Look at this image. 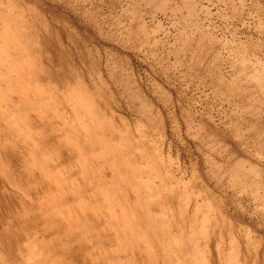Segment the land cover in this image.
I'll return each instance as SVG.
<instances>
[{"label": "rangeland", "instance_id": "374dc122", "mask_svg": "<svg viewBox=\"0 0 264 264\" xmlns=\"http://www.w3.org/2000/svg\"><path fill=\"white\" fill-rule=\"evenodd\" d=\"M263 125L264 0H0V264H264Z\"/></svg>", "mask_w": 264, "mask_h": 264}, {"label": "bare ground", "instance_id": "6f19581e", "mask_svg": "<svg viewBox=\"0 0 264 264\" xmlns=\"http://www.w3.org/2000/svg\"><path fill=\"white\" fill-rule=\"evenodd\" d=\"M6 21H7V19H6ZM51 27H52V26H51ZM3 39H4V38H3ZM50 44H51V43H50ZM58 44H59V43H58ZM13 45H14V44H13ZM8 48H9V47H8ZM11 48H12V47H11ZM28 49H29V48H28ZM21 54H22V53H21ZM8 63H9V62H8ZM11 65H12V64H11ZM11 65H10V66H11ZM14 66H16V65H14ZM10 70H11V68H10ZM33 71H34V70H33ZM15 72H16V71H15ZM3 73H5V72H3ZM29 73H30V72H29ZM5 74H6V73H5ZM30 74H31V73H30ZM19 75H20V74H19ZM31 75H32V74H31ZM33 75L35 76V74H33ZM18 77H19V76H18ZM20 77H21V76H20ZM22 77H23V76H22ZM33 78H34V77H33ZM2 79H3V78H2ZM24 80H25V79H24ZM33 80H34V79H33ZM7 81H8V80H7V78H6V82H7ZM15 81H16V80H15ZM3 82H4V81H3ZM14 84H15V83H14ZM14 84H13V85H14ZM69 84H70V83H69ZM9 85H10L9 87H11L12 84H9ZM25 89H26V88H25ZM46 97H47V96H46ZM84 99H85V98H84ZM52 100H53V99H52ZM33 101H34V100H33ZM83 101H84V100H83ZM81 102H82V101H81ZM33 105H34V104H33ZM33 105H32V106H33ZM36 105H37V104H36ZM87 105H88V104H87ZM13 106H14V105H13ZM19 106H20V105H19ZM29 106H30V105H29ZM14 107L18 108L17 106H14ZM8 108H9V107H8ZM56 108H57V107H56ZM10 109H11V108H10ZM18 109H19V108H18ZM18 109H17V110H18ZM52 109H53V108H52ZM14 110H16V109H14ZM17 110H16V111H17ZM19 110H21V109H19ZM28 110H29V109H28ZM77 110H78V109H77ZM87 110H88V109H87ZM21 111H22V110H21ZM95 114H96V113H95ZM18 115H19V111H18ZM23 115H24V114H23ZM8 117H9V116H8ZM24 117H25V116H24ZM48 117H49V116H48ZM19 118H20V116H19ZM38 118H39V117H38ZM62 118H63V117H62ZM83 118H84V117H83ZM20 119H21V118H20ZM23 119H24V118H23ZM80 120H81V119H80ZM90 120H91V119H90ZM92 120H93V119H92ZM12 121H13V120H12ZM25 121H26V120H25ZM83 121H84V120H83ZM22 122H24V121H22ZM24 123H25V122H24ZM100 123H101V122H100ZM87 124H88V123H87ZM263 126H264V125H263ZM19 129L21 130V128H19ZM37 129H38V128H37ZM94 129H95V128H94ZM22 130L24 131V129H22ZM30 131H31V129L29 130V132H30ZM94 131H95V130H94ZM260 131H261V130H260ZM87 132H88V131H87ZM25 133H26V131H25ZM45 133H46V132H45ZM11 135H12V134H11ZM28 137H29V136H28ZM16 138H17V136H16ZM50 139H51V138H50ZM75 140H76V139H75ZM34 141H35V140H34ZM48 142H49V141H48ZM51 142H54V141L51 140ZM5 143H6V142H5ZM42 144H43V143H42ZM35 145H36V144H35ZM44 145H45V144H44ZM49 145H50V144H49ZM36 146H37V145H36ZM2 147H3V146H2ZM40 147H41V146H40ZM43 148H46V147H43ZM2 149H3V148H2ZM44 150H45V149H43V151H44ZM90 150H91V149H90ZM3 152H4V151H3ZM34 152H35V151H34ZM45 153H46V152H45ZM30 154H32V153L30 152ZM83 154H84V153H83ZM93 154H94V153H93ZM84 155H85V154H84ZM5 156H6V155H5ZM55 156H57V155H55ZM77 156H78V155H77ZM9 157H10V156H9ZM20 158H21V157H20ZM85 158H86V156H85ZM0 159H1V158H0ZM22 159H23V158H22ZM27 160H28V159H27ZM1 161H2V160H1ZM6 161H7V159H6ZM2 162H3V161H2ZM28 162H29V161H28ZM28 162H27L26 164L29 165ZM24 163H25V162H24ZM24 163H23V164H24ZM9 164H10V162H9ZM56 164H57V163H56ZM2 165H3V163H2ZM7 165H8V164H7ZM31 165H32V164H31ZM46 165H47V164H46ZM10 166H11V165H10ZM59 166H60V165H59ZM26 167H28V166L26 165ZM26 167H25V168H26ZM50 167H51V166H50ZM63 167H65V166H63ZM72 167H73V166H72ZM11 168H12V167H11ZM57 168H58V165H57ZM1 169H2V168H1ZM54 169H55V168H54ZM23 170H24V169H23ZM23 170H22V171H23ZM25 170H26V169H25ZM64 170H65V168H64ZM9 171H10V170H9ZM69 171H70V170H69ZM13 173H14V172H13ZM67 173H68V172H67ZM46 174H47V173H46ZM19 175H20V174H19ZM33 176H34V175H33ZM13 177H14V176H13ZM13 177H12V178H13ZM15 177H16V176H15ZM20 177H21V176H20ZM33 178H34V177H33ZM14 179H15V178H14ZM104 179H105V178H104ZM9 180H10V179H9ZM11 180H12V179H11ZM64 180H65V179H64ZM72 181H73V180H72ZM120 181H121V180H120ZM30 182H31V181H30ZM9 183H10V182H9ZM33 183H34V182H33ZM89 183H90V182H89ZM120 183H122V182H120ZM123 183H124V182H123ZM132 184H133V183H132ZM16 185H17V184H16ZM20 185H22V184H20ZM119 185H120V184H119ZM137 185H138V184H137ZM31 186H32V184H31ZM118 187H119V186H118ZM118 187H117V188H118ZM119 189H120V188H119ZM136 189H137V188H136ZM137 190H138V189H137ZM23 191H24V190H23ZM44 191H45V189H44ZM106 191H107V190H106ZM8 192H9V191H8ZM24 193H25V192H24ZM45 193H46V191H45ZM54 194H55V193H54ZM27 196H30V195H27ZM28 198H29V197H28ZM44 198H45V197H44ZM50 198H51V197H50ZM62 198H63V197H62ZM70 199H71V198H70ZM48 200H49V197H48ZM118 200H119V199H118ZM53 201H54V198H53ZM65 201H66V199H65ZM20 202H21V201H20ZM67 202H68V200L66 201V203H67ZM74 202H75V201H74ZM39 203H40V202H39ZM59 203H60V202H59ZM121 203H122V202H121ZM121 203H120V204H121ZM60 204H61V203H60ZM60 204H59V205H60ZM34 205H35V204H34ZM53 205H54V204H53ZM63 205H64V202H63ZM67 205H68V204H67ZM54 206H55V205H54ZM31 207H32V205H31ZM35 207H36V206H35ZM59 207H60V206H59ZM62 207H63V206H62ZM64 207H66V205H64ZM80 207H81V206H80ZM82 207H83V206H82ZM84 207H85V206H84ZM60 208H61V207H60ZM67 208H68V206H67ZM130 208H131V207H130ZM34 209H35V208H34ZM36 209H37V208H36ZM36 209H35V210H36ZM51 209H52V207H51ZM111 209H112V208H111ZM57 210H58V209H57ZM57 210H56V211H57ZM63 210H64V209H63ZM32 211H33V210H32ZM46 211H47V210H46ZM59 211H60V210H59ZM67 211H68V210H67ZM113 211H114V210H113ZM122 211H123V209H122ZM125 211H126V210H125ZM69 212H70V211H69ZM82 212H83V211H82ZM131 212H132V210H131ZM133 212H134V211H133ZM41 213H43V212H41ZM41 213H40V214H41ZM83 213H84V212H83ZM85 213H86V212H85ZM95 213H96V212H95ZM125 213H126V212H125ZM125 213H124V214H125ZM38 214H39V213H38ZM66 214H67V213H66ZM32 215H33V214H31V216H32ZM45 215H46V214H45ZM114 215H115V214H114ZM40 216H41V215H40ZM61 216H62V215H61ZM79 217H80V216H79ZM116 217H117V216H116ZM125 217H126V216H125ZM132 217H133V215H132ZM29 218H30V217H29ZM33 218H34V217H33ZM51 218H52V217H51ZM43 219H44V222H46V221H45V220H47L46 217L43 218ZM48 219H49V218H48ZM76 219H77V218H76ZM123 219H124V218H123ZM134 219H135V218H134ZM33 220H34V219H33ZM130 220H131V219H130ZM34 221H35V220H34ZM42 221H43V220H41V222H42ZM47 221H48V220H47ZM31 222H32V220H31ZM82 222H83V221H81V223H82ZM108 222H109V221H108ZM76 223H77V222H76ZM86 223H87V222H86ZM86 223H85V225H86ZM89 223H90V222H89ZM112 223H113V222H112ZM40 224H41V223H40ZM42 224H43V223H42ZM58 224H59V223H58ZM77 224H78L77 226H79V223H77ZM116 224H117V223H116ZM85 225H84V226H85ZM81 226H82V225H81ZM86 226H87V225H86ZM102 226H103V225H102ZM82 227H83V226H82ZM112 227H113V226H112ZM61 228H62V227H61ZM88 228H89V227H88ZM97 228H98V227H97ZM114 228H115V227H114ZM76 229H78V228L76 227ZM59 230H60V229H59ZM73 230H74V229H73ZM85 230H86V229H85ZM92 230H93V229H92ZM62 231H63V230H62ZM62 231H60V232H62ZM88 231H90V229H89ZM132 231H133V230H132ZM53 232H54V231H53ZM56 233H57V232H56ZM69 233H70V232H69ZM115 233H116V232H115ZM134 233H135V232H134ZM139 233H140V232H139ZM62 234H63V232H62ZM84 234H85V233H84ZM64 235H66V234H64ZM87 235H88V234H87ZM137 235H138V234H137ZM45 236H46V235H45ZM55 236H56V234H55ZM62 236H63V235H62ZM78 236H79V235H78ZM78 236L76 237V240L79 239ZM80 236H82V235H80ZM138 236H139V235H138ZM49 237H50V235H49ZM65 237H69V234H68V236H65ZM109 237H110V236H109ZM109 237H108V238H109ZM71 238H72V237H71ZM103 238H104V237H103ZM134 238H135V236H134ZM66 239H67V238H66ZM66 239H65V241H66ZM99 239H100V238H99ZM140 239H141V237H140ZM29 240H30V239H29ZM50 240H51V239H50ZM58 240H60V239H58ZM68 240H70V237L68 238ZM133 240H134V239H133ZM32 241H33V239H32ZM62 241H63V240H62ZM62 241H61V242H62ZM99 241H100V240H99ZM28 242H29V241H28ZM44 242H45V241H44ZM44 242H43V244H44ZM66 242H67V241H66ZM110 242H111V241H110ZM138 242H139V241H138ZM38 243H39V242H38ZM49 243H50V242H49ZM57 243H59V242H57ZM71 243H72V240H71ZM71 243H70V244H71ZM32 244L34 245L33 242H32ZM32 244H31V245H32ZM35 244H36V243H35ZM52 244H53V241H52ZM61 244H62V243H61ZM61 244H60V245H61ZM65 244H66V243H65ZM65 244L63 243V246H64ZM111 244H112V243H111ZM120 244H121V243H120ZM53 245H56V244L54 243ZM79 245H80V244H79ZM34 246H35V245H34ZM36 246H37V245H36ZM36 246H35V247H36ZM50 246H51V244H50ZM35 247H34V248H35ZM45 247H46V246H45ZM56 247H57V245H56ZM58 247H60V246H58ZM58 247H57V249H58ZM95 247H96V246H95ZM42 248H43V247H42ZM46 248H47V247H46ZM52 248H53V247H52ZM64 248H65V247H64ZM67 248H68V247H67ZM36 249L38 250V248L36 247V248L34 249V251H35ZM47 249H48V248H47ZM49 249H50V248H49ZM57 249L54 248V250H56L55 252H57ZM88 249H89V247H88ZM54 250H52V251H54ZM90 250H91V249H90ZM142 250H143V249H142ZM46 251H47V250H46ZM52 251L50 252V250H49V253H52ZM61 251H62V249H61ZM29 252H31V250H29ZM41 252H42V249H41ZM62 252H63V251H62ZM125 252H126V251H125ZM32 253H33V252H32ZM46 253H47V252H46ZM46 253H45V254H46ZM58 253H59V251H58ZM87 253H88V252H87ZM33 254H34V253H33ZM33 254L30 253V255H33ZM68 254H69V253H68ZM89 254H91V253H89ZM132 254H133V253H132ZM35 255H36V254H35ZM35 255H34V256H35ZM38 255H39V254H38ZM71 255H72V254H71ZM87 255H88V254H87ZM44 256H45V255H44ZM53 256H54V254H53ZM72 256H73V255H72ZM129 256H130V255H129ZM57 257H58V256H57ZM57 257H56V259H57ZM67 257H68V256H67ZM90 257H91V256H90ZM108 257H109V256H108ZM130 257H131V256H130ZM141 257H142V256H141ZM29 258H30V257H29ZM31 258H34V257L31 256ZM40 258H41V256H40ZM96 258H97V256H96ZM101 258H102V256H101ZM34 259H35V258H34ZM34 259H33V260H34ZM98 259H99V258H98ZM111 259H113V258H111ZM111 259H110V262H111ZM118 259H119V258H118ZM121 259H122V258H121ZM140 259H141V258H140ZM29 260H30V259H29ZM48 260H49V259H48ZM50 260H51V259H50ZM91 260H92V259H91ZM103 260H104V259H103ZM128 260H129V259H128ZM130 260H131V259H130ZM34 261H35V260H34ZM37 261H38V260H37ZM39 261H40V260H39ZM39 261H38V262H39ZM83 261H84V260H83ZM98 261H99V260H98ZM28 262H29V261H28ZM35 262H36V261H35ZM64 262H65V261H64ZM25 263H26V262H25ZM31 263H33V262H31ZM29 264H30V262H29ZM34 264H36V263H34ZM85 264H86V262H85Z\"/></svg>", "mask_w": 264, "mask_h": 264}]
</instances>
